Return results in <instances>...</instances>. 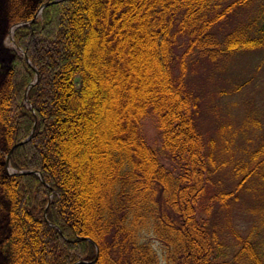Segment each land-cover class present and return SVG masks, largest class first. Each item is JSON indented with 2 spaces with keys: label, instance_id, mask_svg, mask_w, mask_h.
Returning <instances> with one entry per match:
<instances>
[{
  "label": "trees",
  "instance_id": "trees-1",
  "mask_svg": "<svg viewBox=\"0 0 264 264\" xmlns=\"http://www.w3.org/2000/svg\"><path fill=\"white\" fill-rule=\"evenodd\" d=\"M33 1L31 10L12 0L11 22H24L12 37L26 59L15 54L0 85L8 264H215L223 244L208 216L198 217L210 213L202 200L214 157L194 121L186 60L212 42V26L252 0H60L35 17L51 0ZM253 32L231 31L222 51L264 47V17ZM178 35L188 44L173 76ZM99 81L110 94L95 98ZM150 111L175 169L139 134ZM29 135L8 164L41 177L4 174L8 150ZM249 161L234 168L237 188L264 178V142ZM241 243L239 253L262 264L248 238Z\"/></svg>",
  "mask_w": 264,
  "mask_h": 264
},
{
  "label": "rangeland",
  "instance_id": "rangeland-1",
  "mask_svg": "<svg viewBox=\"0 0 264 264\" xmlns=\"http://www.w3.org/2000/svg\"><path fill=\"white\" fill-rule=\"evenodd\" d=\"M24 1L34 9L33 0ZM11 9L12 0H0V85L7 78L14 55L20 52L13 42L12 29L18 22H11ZM263 17L264 0L235 8L212 26V42L206 44L205 51L193 49L186 60L185 89L197 97L199 105L194 121L205 150H212L214 157L202 200L210 204V213L199 211L198 217L208 216L223 244L221 253L213 257L215 264H252L244 253H239L245 238L264 264V178L252 175L237 188L242 171L234 174L235 167H251L250 152L264 142V47L222 51L228 33L245 29L252 35ZM187 44L185 35L177 36L172 51L173 76L180 73V57ZM108 90L110 94L108 85L99 81L98 93L92 96L106 95ZM158 132L156 115L150 111L139 122V134L155 150L159 163L175 169L162 149ZM3 173H9L6 166ZM222 190L233 192L232 196L220 201L216 194ZM7 207L0 196V264H8ZM153 246L160 252L158 242Z\"/></svg>",
  "mask_w": 264,
  "mask_h": 264
},
{
  "label": "water",
  "instance_id": "water-1",
  "mask_svg": "<svg viewBox=\"0 0 264 264\" xmlns=\"http://www.w3.org/2000/svg\"><path fill=\"white\" fill-rule=\"evenodd\" d=\"M58 1H60V0H51L50 2L47 1V2H45V3H43V4H41L40 7L38 8L37 13H40L42 7L45 6L46 4H48V3H54V2H58ZM34 16H35V15H34ZM20 24H21V23H18V24H16V25H20ZM23 57L26 59L24 53H23ZM32 83H34V82H31L30 84H32ZM34 127H35V124L32 126L31 132L34 130ZM31 132H30V133H31ZM30 137H31V135H29L27 138L23 139L22 141L13 144V145L10 147V149H9L8 152H7V154L5 155L4 163H5L6 168H8L9 171H10L11 173L16 174V173H25V172H35L36 174L39 175V177H41L40 173H38V172H36V171H34V170H28V171H23V170H22V171H19V172H15V171L12 170V169L9 167V165H8L9 155H10V153L13 151V149H14L16 146H18V145L22 144L23 142L27 141L28 139H30Z\"/></svg>",
  "mask_w": 264,
  "mask_h": 264
},
{
  "label": "bare ground",
  "instance_id": "bare-ground-1",
  "mask_svg": "<svg viewBox=\"0 0 264 264\" xmlns=\"http://www.w3.org/2000/svg\"><path fill=\"white\" fill-rule=\"evenodd\" d=\"M24 143V142H23Z\"/></svg>",
  "mask_w": 264,
  "mask_h": 264
}]
</instances>
